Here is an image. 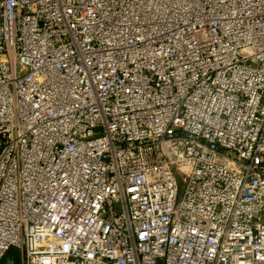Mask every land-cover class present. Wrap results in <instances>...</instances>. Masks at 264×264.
<instances>
[{"label": "built area", "instance_id": "1", "mask_svg": "<svg viewBox=\"0 0 264 264\" xmlns=\"http://www.w3.org/2000/svg\"><path fill=\"white\" fill-rule=\"evenodd\" d=\"M13 248L264 264V0H0V263Z\"/></svg>", "mask_w": 264, "mask_h": 264}, {"label": "rangeland", "instance_id": "2", "mask_svg": "<svg viewBox=\"0 0 264 264\" xmlns=\"http://www.w3.org/2000/svg\"><path fill=\"white\" fill-rule=\"evenodd\" d=\"M13 249H12V251H10L6 255V257L4 258V260L0 264H11V261H12L11 259H13L15 257V255H16L15 253H17L16 249L15 248H13Z\"/></svg>", "mask_w": 264, "mask_h": 264}, {"label": "trees", "instance_id": "3", "mask_svg": "<svg viewBox=\"0 0 264 264\" xmlns=\"http://www.w3.org/2000/svg\"><path fill=\"white\" fill-rule=\"evenodd\" d=\"M14 250V249H13ZM12 251V250H11ZM15 257L11 259L13 261V264H21V259L18 250L16 249Z\"/></svg>", "mask_w": 264, "mask_h": 264}]
</instances>
